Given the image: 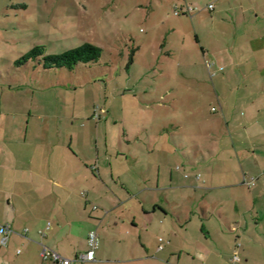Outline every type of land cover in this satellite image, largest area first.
I'll use <instances>...</instances> for the list:
<instances>
[{"label": "rangeland", "instance_id": "374dc122", "mask_svg": "<svg viewBox=\"0 0 264 264\" xmlns=\"http://www.w3.org/2000/svg\"><path fill=\"white\" fill-rule=\"evenodd\" d=\"M210 4L216 9L209 8ZM189 6L194 10L186 13ZM259 36H264V0H0V137L28 134L32 140L41 134L59 142V151L73 148L91 165L96 163L104 170L112 167L116 176L120 172V184L129 185L124 191L121 185L103 190L121 192L126 198L115 205L82 186L74 190L75 212L65 206L74 222L76 244L82 243V221L104 217L99 227L98 262L93 264H239L236 259L231 261L236 256L233 251L223 260L212 257L204 263L197 234L192 231L177 236L157 234V245H164L165 250L153 251L156 259L145 262H131L140 255L131 238H105V234L114 221L129 225L127 210L134 212L140 199L151 206L153 199L160 198V191H134L133 179L143 172L156 178L158 165L168 167L169 173L185 176L200 171L206 176L208 166L215 164L224 170L243 163L258 168L259 174L245 177L248 181L264 176L260 169L264 165L257 162L255 153H247V157L244 152L240 157L232 153L223 112L227 110L230 122L236 119L231 127L236 131L245 130V116L256 111V106L252 111L251 101L241 103V99L264 88V50L252 52L249 48V41ZM86 42L103 49L97 63L79 64L74 70H45L34 61L16 66L35 45H45L48 53H62ZM213 52L219 53V61ZM259 98L264 99V94ZM236 142L243 149L244 143ZM213 143L221 151L217 162L208 155ZM249 146L253 150L255 143ZM32 148L28 144L22 147L30 153ZM148 148L157 151L151 158L135 153ZM161 150L170 155L157 154ZM222 174L216 175L215 182H234L235 174ZM184 181L188 183L187 178ZM128 190L140 193L139 198L127 196ZM247 191L252 197L256 192L253 188ZM177 192L192 199V204L209 194L207 189L195 187ZM51 219L58 224L57 215ZM93 221L98 224V219ZM120 228L125 227L116 230ZM49 235L46 245L50 246L51 239L65 256L74 255L68 239L63 240L54 230ZM231 237L235 242V234ZM1 240L0 264H18L25 257V245L19 238H11L8 245ZM102 251L106 259H100ZM257 254L250 264H264L263 248ZM29 260V264H37L32 257Z\"/></svg>", "mask_w": 264, "mask_h": 264}, {"label": "crops", "instance_id": "0c3cea01", "mask_svg": "<svg viewBox=\"0 0 264 264\" xmlns=\"http://www.w3.org/2000/svg\"><path fill=\"white\" fill-rule=\"evenodd\" d=\"M240 7L244 11L245 5L243 2H241ZM213 9H216L215 5ZM186 13L189 12L186 11ZM249 48L252 52L264 50V36L250 40ZM218 54L213 52V55L219 61L220 56L218 57ZM223 56L225 57L226 54ZM252 62H255V60ZM262 73L264 74V70ZM251 94L252 96L248 95L244 100L241 99V103H245L246 100L251 101L253 104L252 111L256 106V111L251 112V116L246 115L247 112L245 113V123L243 122L245 130H232L231 127L235 118L233 117V121L230 122L226 115L227 110L223 109V112L227 124L226 129L231 133L232 145L230 144V146L233 149L232 153H236L239 157L242 152H244L243 155L246 154L245 157L248 154L255 153L257 162L263 166L264 99L259 98V96L264 94V88ZM218 99L222 105L219 93ZM212 111L216 112L218 109L212 107ZM34 137L36 138L32 140L29 139L28 134L21 138L17 136L0 137V222L9 224L12 227L13 231L8 236V243L11 238H19L21 243L25 245V249L27 248L25 257L21 258L18 264H29L30 257L36 260L37 264H42V245H46V242L49 241L51 230L58 233L60 237H64L63 240L68 239V244L71 247L74 246L71 252L74 255L68 257H75L78 253L87 249L89 231L98 230L101 239L102 235L99 227L104 223V217L101 218V215L94 218L98 219V224L94 223L92 216L82 221L85 223V228L81 226L84 229L81 244H76V240L72 239L74 222L71 221L69 211L75 212V209H72V201L74 190L78 187L83 186L92 189L93 192L97 191V194L106 197L109 203L115 205L121 199L126 200V198L122 197L120 191V195H117L116 192L110 194L105 193L103 190H106L110 185L115 187L121 185L120 188L124 191L129 186L124 181L120 184L122 180L120 172L116 176L112 167L104 170L96 163L91 165L92 162L89 163L90 160L87 157H83L74 151L69 144L67 146L71 148V151L66 149L59 151L57 150L59 142L49 137L45 138L41 134L38 136L36 134ZM238 139L241 143H244L245 146L242 145L243 149H238V142H236ZM249 143H255L253 150ZM27 144L33 147L31 153L22 149ZM218 146V144L214 145L213 143V146L208 148L209 158L216 159V162L221 155ZM154 151L157 152L156 149L148 148L144 151L137 150L135 153L140 157L144 155L146 158H151ZM157 154H164L165 157L170 155L169 151L164 152L163 150ZM233 154H230V157ZM225 157L227 158V156ZM167 168L158 165L156 178L150 177V174L146 175L145 172H143L145 175L141 174V177L134 176L133 179L136 181L135 186L133 185L134 191L137 189L139 191H160V198L153 199L150 203L151 206L147 202L143 203L144 200L140 199V203L134 212H130L126 208L129 212V225L126 226L127 223L124 220L122 224L125 225H121V220L119 225L117 220L114 221L115 229L111 225L109 228L106 227L108 231H106L105 238L112 237L114 239L118 235L132 239L131 243L136 252L139 250L140 255L137 256L136 254L131 262H145L146 260L156 259L155 256H152V252L165 250L164 245L160 244L158 246L156 242V235L161 232L170 236H177L189 231L194 232V236L197 234V242L204 263L212 257L223 260L228 251H233V253H236V256L231 260L233 263L236 259L239 264H250L258 256L257 250L263 248L264 251V213L262 210L264 209V176L250 177V181H255L254 185H250L248 183L250 181L245 178L250 174H259L258 171H255L258 168H249L241 163V167L238 165L236 168L230 167L223 170L214 164L212 167H207L206 176L203 173H198L200 171L185 176L183 173L180 174L174 171L169 173ZM260 169L264 173V168L261 167ZM217 172L223 173L222 176L225 173L235 174L234 182L228 184L215 182L214 178L218 174ZM185 178L188 179V183L184 181ZM185 187L207 189L209 194H206L200 202L192 204V199L186 198L184 193L181 196L177 192L178 189H184ZM250 188L256 191L253 197L251 196L253 193L250 194L247 191ZM170 193L173 194L170 195ZM126 194L129 197L139 198L140 193L137 194L128 190ZM65 206H68L69 211L66 210ZM80 210L78 209V212ZM54 215L58 216V224L51 219ZM81 219L85 218L81 216ZM49 223L51 226L47 228ZM67 225L69 227L68 231L66 230ZM120 226L125 228L121 229V227V230H116ZM42 231L46 232V235H43ZM231 234H235V242L231 239ZM74 237L76 236L74 235ZM151 237H153L152 240ZM122 241V239H119L120 243ZM152 241L156 243L155 247L150 244ZM159 241L163 242L164 240ZM52 242L50 239L49 245L52 248L67 255L58 247L59 244L52 245ZM212 242L214 245H211ZM98 250L96 260L87 264L98 262ZM204 251L208 252L207 256L204 255ZM27 254H29L28 257H26ZM21 255H23L22 252L19 253V256ZM239 255L241 256L239 257ZM105 257V251H102L100 259H106ZM181 258H178L179 261H181Z\"/></svg>", "mask_w": 264, "mask_h": 264}, {"label": "trees", "instance_id": "16d2710c", "mask_svg": "<svg viewBox=\"0 0 264 264\" xmlns=\"http://www.w3.org/2000/svg\"><path fill=\"white\" fill-rule=\"evenodd\" d=\"M102 54L103 49L101 47L89 42L76 48L68 49L62 53H48L45 45L38 44L24 53L16 61V66L21 67L34 61L39 67H43L45 70L52 68L74 70L79 64L97 63L102 57Z\"/></svg>", "mask_w": 264, "mask_h": 264}, {"label": "built area", "instance_id": "2783aa9c", "mask_svg": "<svg viewBox=\"0 0 264 264\" xmlns=\"http://www.w3.org/2000/svg\"><path fill=\"white\" fill-rule=\"evenodd\" d=\"M214 5L210 4L209 8H213ZM194 8L189 6L186 11L191 12ZM178 13V11H176ZM250 185H254L255 182H249ZM96 209V207H94ZM50 223L47 228H50ZM12 227L9 224H0V238L3 245H7L8 236L12 232ZM43 235L46 232L42 231ZM87 249L78 253L75 257H68L57 251L56 249L43 244L41 250L42 264H87L96 260V252L100 247V237L96 230H91L87 237ZM19 252V251H18Z\"/></svg>", "mask_w": 264, "mask_h": 264}]
</instances>
